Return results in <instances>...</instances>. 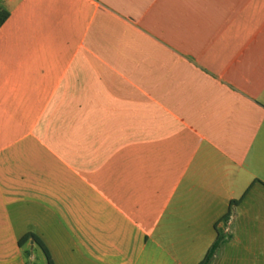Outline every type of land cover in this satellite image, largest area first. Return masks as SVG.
Here are the masks:
<instances>
[{
    "label": "crops",
    "instance_id": "obj_1",
    "mask_svg": "<svg viewBox=\"0 0 264 264\" xmlns=\"http://www.w3.org/2000/svg\"><path fill=\"white\" fill-rule=\"evenodd\" d=\"M0 5V264H264V0Z\"/></svg>",
    "mask_w": 264,
    "mask_h": 264
},
{
    "label": "trees",
    "instance_id": "obj_2",
    "mask_svg": "<svg viewBox=\"0 0 264 264\" xmlns=\"http://www.w3.org/2000/svg\"><path fill=\"white\" fill-rule=\"evenodd\" d=\"M8 11L7 9H5L3 6L0 5V26L2 25V23L7 19L8 17ZM32 238L43 250L46 259L48 260V262L50 263V257L48 254L47 249L45 248L43 242L34 234L32 233H27L26 235H24L20 240L19 243L22 244L25 240H27L28 238ZM221 241V238L216 239V241L212 244V246L209 248V250L207 251L206 255L204 256V258L202 259V261L199 264H209L216 248L218 247L219 243Z\"/></svg>",
    "mask_w": 264,
    "mask_h": 264
},
{
    "label": "built area",
    "instance_id": "obj_3",
    "mask_svg": "<svg viewBox=\"0 0 264 264\" xmlns=\"http://www.w3.org/2000/svg\"><path fill=\"white\" fill-rule=\"evenodd\" d=\"M230 219H231V216L228 215V217L226 218V223H225V231L227 232L228 231V224L230 222Z\"/></svg>",
    "mask_w": 264,
    "mask_h": 264
}]
</instances>
